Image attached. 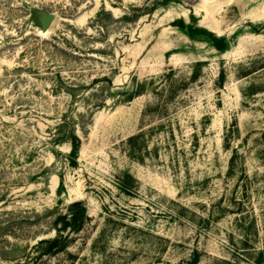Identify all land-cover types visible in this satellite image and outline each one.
<instances>
[{
	"label": "rangeland",
	"instance_id": "obj_1",
	"mask_svg": "<svg viewBox=\"0 0 264 264\" xmlns=\"http://www.w3.org/2000/svg\"><path fill=\"white\" fill-rule=\"evenodd\" d=\"M0 264H264V0H0Z\"/></svg>",
	"mask_w": 264,
	"mask_h": 264
},
{
	"label": "trees",
	"instance_id": "obj_2",
	"mask_svg": "<svg viewBox=\"0 0 264 264\" xmlns=\"http://www.w3.org/2000/svg\"><path fill=\"white\" fill-rule=\"evenodd\" d=\"M180 28H184V23L182 21L178 22ZM191 30V27H189ZM211 42L217 50H223L225 48L224 39L222 37H216L211 35ZM70 144L69 159L71 164H75L77 154L80 147L79 137L71 131L66 137H63ZM124 187H126L124 185ZM88 218L86 213V208L81 203H73L69 209L68 213L60 214L54 220V236L41 238L35 245H33L34 251L37 256L46 254H57L59 252L67 251L69 244L71 243V237L67 234L64 235L66 230L78 231L81 229L84 221Z\"/></svg>",
	"mask_w": 264,
	"mask_h": 264
},
{
	"label": "water",
	"instance_id": "obj_3",
	"mask_svg": "<svg viewBox=\"0 0 264 264\" xmlns=\"http://www.w3.org/2000/svg\"><path fill=\"white\" fill-rule=\"evenodd\" d=\"M54 20V14L53 13H41L40 14V27L42 31H46L52 21Z\"/></svg>",
	"mask_w": 264,
	"mask_h": 264
}]
</instances>
